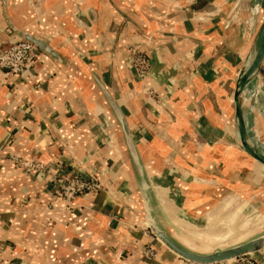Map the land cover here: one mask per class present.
<instances>
[{
  "label": "crops",
  "instance_id": "crops-1",
  "mask_svg": "<svg viewBox=\"0 0 264 264\" xmlns=\"http://www.w3.org/2000/svg\"><path fill=\"white\" fill-rule=\"evenodd\" d=\"M263 9L264 0H0V49L20 40L16 29L57 57L36 50L21 76L0 73V264H184L148 229L145 188L183 243L204 231L205 243L227 247L263 231L264 168L233 131L235 83ZM135 47L149 61L141 79ZM95 79L126 124L137 181ZM12 157L61 160L101 190L67 204L48 174L24 173ZM248 258L264 264V250Z\"/></svg>",
  "mask_w": 264,
  "mask_h": 264
},
{
  "label": "water",
  "instance_id": "water-1",
  "mask_svg": "<svg viewBox=\"0 0 264 264\" xmlns=\"http://www.w3.org/2000/svg\"><path fill=\"white\" fill-rule=\"evenodd\" d=\"M16 36L29 44L36 50L57 58L53 51L41 40L12 29ZM264 60V9L258 29L253 37L249 51L245 57L242 68L236 79L233 93L234 121L233 131L235 142L238 148L250 157L254 162L264 168V155L259 150L260 141L256 133L254 113L257 81L261 72ZM95 85L107 100L108 106L113 113L115 121L121 131V138L132 166H136L135 179H138V158L134 144L126 127V124L119 114L116 106L108 97L105 89L95 79ZM141 178L139 179V181ZM143 202V212L146 225L153 236L171 253L184 262L194 264H216L228 262L251 255L264 250V230L250 236L242 241L227 246L224 249H216L211 252L196 251L185 243L178 240L172 232L162 227L157 221L154 213L147 204L149 188L139 189ZM145 198V200L143 199Z\"/></svg>",
  "mask_w": 264,
  "mask_h": 264
},
{
  "label": "built area",
  "instance_id": "built-area-1",
  "mask_svg": "<svg viewBox=\"0 0 264 264\" xmlns=\"http://www.w3.org/2000/svg\"><path fill=\"white\" fill-rule=\"evenodd\" d=\"M36 49L22 40H13L5 49H0V73L8 78L21 76L30 63ZM131 65L135 75L143 78L148 73L149 61L138 47L131 51ZM16 168L24 173H45L51 177L53 192L69 204L73 199L86 194H95L101 190V185L94 177L82 173L76 167L57 160L51 165H44L33 160H24L18 157L11 158ZM143 255L147 259H154L156 251L150 247L143 249ZM184 264H194L184 262ZM216 264H258L255 260L239 258L236 260Z\"/></svg>",
  "mask_w": 264,
  "mask_h": 264
},
{
  "label": "rangeland",
  "instance_id": "rangeland-1",
  "mask_svg": "<svg viewBox=\"0 0 264 264\" xmlns=\"http://www.w3.org/2000/svg\"><path fill=\"white\" fill-rule=\"evenodd\" d=\"M258 85H259V90L262 93H264V68H263L262 76L260 77V79L258 81ZM262 119L264 120V116L262 117ZM260 125H259V128H260L259 131L261 133V138L263 139V141L260 138L261 144H260L259 148L264 149V124H262V126H260ZM215 229H216V231H212V232L221 234V236L224 235L226 232V228L222 227V226H218ZM201 232L207 234L204 231H199L200 234H198L197 238L190 240V243H185V244L188 245L190 248L196 250V251H202V252H206V251L211 252V251L216 250V249L226 248L225 245H227V243H220V242L205 243L207 241L204 240L205 238ZM246 258L247 257H244V259H246ZM255 262H257V261L255 260Z\"/></svg>",
  "mask_w": 264,
  "mask_h": 264
},
{
  "label": "bare ground",
  "instance_id": "bare-ground-1",
  "mask_svg": "<svg viewBox=\"0 0 264 264\" xmlns=\"http://www.w3.org/2000/svg\"><path fill=\"white\" fill-rule=\"evenodd\" d=\"M262 114L261 115H263L264 116V112H261ZM259 150L261 151V153L264 155V149L262 148H259Z\"/></svg>",
  "mask_w": 264,
  "mask_h": 264
}]
</instances>
